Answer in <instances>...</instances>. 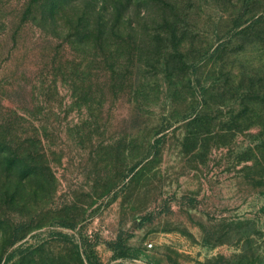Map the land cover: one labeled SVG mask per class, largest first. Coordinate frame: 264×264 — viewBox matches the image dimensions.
<instances>
[{
	"label": "rangeland",
	"instance_id": "obj_1",
	"mask_svg": "<svg viewBox=\"0 0 264 264\" xmlns=\"http://www.w3.org/2000/svg\"><path fill=\"white\" fill-rule=\"evenodd\" d=\"M0 264H264V0H0Z\"/></svg>",
	"mask_w": 264,
	"mask_h": 264
},
{
	"label": "trees",
	"instance_id": "obj_2",
	"mask_svg": "<svg viewBox=\"0 0 264 264\" xmlns=\"http://www.w3.org/2000/svg\"><path fill=\"white\" fill-rule=\"evenodd\" d=\"M89 26H87L86 30H85V34H87L85 37L86 39H84L85 42H89L90 39L92 37H94L96 35V32L98 31L95 26L94 23L93 24H88ZM90 36V37H89Z\"/></svg>",
	"mask_w": 264,
	"mask_h": 264
}]
</instances>
